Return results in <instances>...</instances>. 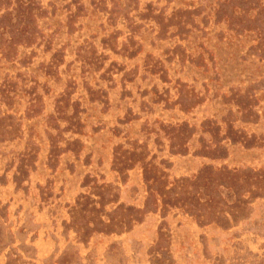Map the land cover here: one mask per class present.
I'll return each mask as SVG.
<instances>
[{
  "label": "rangeland",
  "instance_id": "1",
  "mask_svg": "<svg viewBox=\"0 0 264 264\" xmlns=\"http://www.w3.org/2000/svg\"><path fill=\"white\" fill-rule=\"evenodd\" d=\"M0 264H264V0H0Z\"/></svg>",
  "mask_w": 264,
  "mask_h": 264
}]
</instances>
